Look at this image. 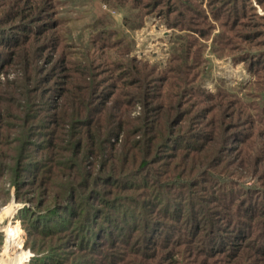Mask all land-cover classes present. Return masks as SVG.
<instances>
[{
	"label": "rangeland",
	"instance_id": "rangeland-1",
	"mask_svg": "<svg viewBox=\"0 0 264 264\" xmlns=\"http://www.w3.org/2000/svg\"><path fill=\"white\" fill-rule=\"evenodd\" d=\"M155 1L0 0V264H264V0ZM84 179L142 234L34 232Z\"/></svg>",
	"mask_w": 264,
	"mask_h": 264
},
{
	"label": "trees",
	"instance_id": "trees-1",
	"mask_svg": "<svg viewBox=\"0 0 264 264\" xmlns=\"http://www.w3.org/2000/svg\"><path fill=\"white\" fill-rule=\"evenodd\" d=\"M153 4H154L153 9H155L158 6V0H156ZM152 12H153V10H152ZM165 19H168V18H165ZM168 20H170V19H168ZM115 125H116V128H118V130L122 126L120 122H118ZM100 129L101 128H99V130ZM114 130H115V127L105 128V129H103V132H101L100 136L103 137L104 141H106L108 143V140L110 138L114 137V134H115ZM89 136L91 137L90 134H89ZM24 163H26V162H23L22 164H24ZM23 166L24 165H21V167H23ZM26 168H25L24 173L28 174L29 169L32 167L28 166ZM146 168H147V160L144 159L140 162L138 170L131 172L132 174L130 176H127L129 174V173L126 174L127 171H115L114 176H109L108 174L110 172H106L104 170L103 172H101L98 175V177L99 176L101 177L102 175H104V178L106 176L107 177H114L117 179H121L123 181V184H126L124 182H127L130 179V177L141 175L142 172H140V171H143ZM115 175H117V176L115 177ZM95 180H96V178H95ZM87 181H88V179L87 180L84 179L80 182V186L82 188L79 192L80 193V195H79L80 199L76 200V198H75V194L77 193V188H75V187L70 188L68 190V194L65 196V198L63 197L62 199H60L61 201L59 204H57V206H55L53 209H50L49 211H47L44 216H38L36 218L35 223L31 225L32 230L34 232H37V230H36L37 224L44 229L49 228L48 226L51 224L50 218L55 216L56 218L54 217V219H58L59 221L58 222H56V221L52 222L55 225V227L49 228V230H46L45 233L55 234V233L65 232V233H67V235H69V238L70 237L72 238L75 235V237H76V239H78V241L80 239L81 240L82 239H88V238H90V236H94V234L97 235L99 233V235H101V236H104V237L107 236L108 237V239H109L108 245L112 244V243H114V245H117L119 242L120 243H129V238L132 239V237L136 236L137 233H139V235L142 234V229H141V227L139 228L140 225L138 224V222H136L137 218L135 217V215L137 213V210H136L137 208H135L134 206H131V205L128 206L127 203H123L121 200L114 198L115 197L114 196V197L108 198L110 200L104 201L103 205L105 207V211H103L102 208H101V210H97L98 208H96V206H94L93 204H90L89 201L87 202L85 199V197L87 198V195H92L93 197H96L95 195L97 192V189H93V185H91V187H89V193L90 194L88 193V191L87 192L84 191V189L88 188L87 187L88 186ZM101 181L102 180H100V183H98V181H97V183L99 185L103 184V185H107V186H109V184L112 183V182H108V184H107V183H105L103 181L101 182ZM93 182H94V179H93ZM130 184H131V181H130ZM151 193H152V191L145 195V196H147L146 197L147 200L150 199L149 194H151ZM92 196L90 198L91 200L93 199ZM117 206H118V208H117ZM147 208H149V206ZM57 211H63L64 215L58 214ZM81 211H83V212H81ZM94 212H97V215H95ZM79 214H80V216H79L80 221L78 219L79 222H77V225L74 224V226H73L74 228L72 230H71V228L68 230H66L67 228H59V225L61 223L66 222L67 217L70 219L71 218L75 219V217H77V215H79ZM41 219H45V221L47 222V224L45 223L46 226L39 224ZM67 221H68V219H67ZM100 221H102L101 225H100ZM72 223H73V220H72ZM142 225H144V227H145V237L151 236L152 233H153V235H155L154 237L158 236L157 234H159V231H156V229H155L156 221H155V223L150 222V221H145V222L141 223V226ZM106 226H109V227H106ZM209 229L210 230L207 231L208 235L206 236V241L209 242L211 240V242H213V245L221 247L226 242V239H227V238H224L226 234L223 231V226H218L217 224H211ZM236 233H238V232L236 231ZM150 239H151V243H154V245H155L154 248H156L157 245L155 242L160 238L153 239V237H151ZM90 240L91 239H89V241ZM93 240H94V238H93ZM82 244H83V242H82ZM95 251H97V250H95ZM166 261H168V263H169V260H166Z\"/></svg>",
	"mask_w": 264,
	"mask_h": 264
}]
</instances>
